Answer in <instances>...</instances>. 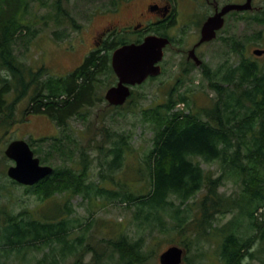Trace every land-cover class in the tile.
<instances>
[{"label": "trees", "instance_id": "16d2710c", "mask_svg": "<svg viewBox=\"0 0 264 264\" xmlns=\"http://www.w3.org/2000/svg\"><path fill=\"white\" fill-rule=\"evenodd\" d=\"M33 1L0 0V74L5 73L0 75V129L9 133L28 116L48 117L59 134L27 142L41 164L57 162L33 185L10 179L35 197L34 206L14 211L1 201L0 191V264H150L145 235L151 230L177 236L179 246L200 250L201 255L204 243L214 241L219 264H244L249 257L264 264V63L259 57H247L242 41L235 39L236 62L216 70L202 64L214 92L208 106L197 107L178 87L152 107L139 109L134 92L124 105H110H128L152 131L151 147L137 170L148 184L132 188L115 177L133 153L132 131L105 125L103 140L91 137L84 142L71 125L72 119L88 121L91 109L105 100L99 90L116 83L111 57L125 40H107L65 75L51 74L46 65L33 67L16 52L22 35L36 33L29 20ZM53 8L57 38L66 36L68 19L73 28H81L62 0ZM230 13L262 25L251 40H264V6L255 14ZM26 96L24 118L18 119V104ZM95 161L102 168L98 180L91 174ZM230 180L237 188L233 194L223 190ZM109 181L114 186L107 185ZM78 196L93 203L100 199L126 205L133 210L137 235L123 230L122 220L117 223L121 230L103 226V235L94 234L95 224L100 228L108 221L85 222L76 215L73 199ZM184 263L207 264L189 255Z\"/></svg>", "mask_w": 264, "mask_h": 264}, {"label": "rangeland", "instance_id": "374dc122", "mask_svg": "<svg viewBox=\"0 0 264 264\" xmlns=\"http://www.w3.org/2000/svg\"><path fill=\"white\" fill-rule=\"evenodd\" d=\"M55 1L34 0L32 2L29 20L34 22L32 30L36 31V33L31 36L32 33L28 37L22 35L16 44V52L20 59L33 67L38 68L41 65H46L51 74L65 75L80 65L92 50L101 47L106 39H110L108 37L104 41H99L96 35L109 22L122 19L123 10L118 5L122 0H62L63 6L68 9V12L81 25V28H73L71 20H66L65 23L67 24L64 26L66 36L62 35L60 39L53 34V30L57 27L53 15L55 12L53 8ZM240 2L244 3L246 0L181 1L178 16L179 21L169 31L174 43L172 47L170 46L166 49L165 57L161 62L163 68L161 74L155 76L154 79H147L133 89L135 98L139 99L140 102L139 109L152 107L164 102L169 92L177 89V87L180 92H185L192 96L197 107L210 105V96L214 95V92L209 88L208 80L202 71V64L206 63L210 68L216 70L220 66L225 68L229 63L236 62L239 56L232 48L235 39L242 41L244 54L247 57H257L254 55L253 50L264 48V40L254 43L255 41L251 40V35L255 30L263 26L251 20L243 19L240 15H233L231 13L227 15L225 25L219 31L217 38L197 48V54L199 59L202 60V64L197 65L195 62L187 60L188 51L201 37V28L204 21L214 12V5L222 7L227 3L238 4ZM263 6L264 0H253L251 12L253 14L259 12ZM42 16L47 17L46 19H41ZM117 35L119 40H135L133 37L126 36L122 32H118ZM258 59H260L261 63H264V56ZM1 74L5 73L1 72ZM115 80L117 82V76ZM107 89L99 90V93L104 98ZM11 96L13 95L10 94L9 97ZM28 102L29 97L26 96L18 104V119L24 118V116L21 117V114L22 110L28 105ZM26 120L28 121L13 125L9 133H6V130L3 133L2 128L0 129V191L3 194L1 201L8 204L14 211H19L26 206L32 207L37 201H35L34 196H29L25 193L23 186L11 184V178L8 176L7 170L10 166L14 165V161L5 155V149L11 141L17 139L29 141L33 138L38 139L59 134V128L56 124L44 115L28 116ZM71 125L79 132L84 142L91 137H94L95 141L103 140L101 127L105 125H110L120 132L125 131L126 133H130L132 131L133 153L126 158L124 168L117 172L115 177L117 181L125 182L132 188L135 184L140 186L141 184H148V180L145 181V177H141L140 171L138 172L137 170L142 165L144 154L151 147L152 131L150 126L144 125L141 122L139 114L133 113L128 108V105L124 109H114L105 98V100L91 109L88 121L82 122L80 119H72ZM88 126L92 130H88ZM54 160L57 162V159ZM54 162L51 166L55 165ZM204 167L216 168V164H204ZM101 169L98 161H95L91 167L93 179H99ZM107 185L114 186L110 181L107 182ZM223 190L229 194L237 192V188L231 180L227 182ZM95 202L83 200L80 196L73 199V203L77 209L76 215L85 220V222L91 218L99 221H108L107 224L100 225V228H98V224H95L92 227L94 234L103 235V226H110L112 228V225H116L118 227L117 223L122 220V229L124 230L125 228L131 235H137L135 233L136 225L133 219V210L117 202L106 203L100 199ZM230 217L231 215H228L223 220L227 221ZM104 229L108 230V227H104ZM119 230L121 229L119 228ZM113 233L115 232L113 231ZM145 240L148 244L147 251L151 254L150 264H160L159 256L162 251L171 245H179L177 236H172L170 233H160L156 230H151V233L146 234ZM216 244L214 241L204 243V255L199 254L200 250L195 248H191V250L185 248L186 255L194 258L196 262L199 261L207 264L217 262L219 264ZM257 246L255 249H257ZM258 256H262V253H259ZM244 264L263 263L257 257H249L244 260Z\"/></svg>", "mask_w": 264, "mask_h": 264}, {"label": "water", "instance_id": "95a60500", "mask_svg": "<svg viewBox=\"0 0 264 264\" xmlns=\"http://www.w3.org/2000/svg\"><path fill=\"white\" fill-rule=\"evenodd\" d=\"M251 9L253 0H246L242 4H227L209 16L202 25L199 41L189 51V58L201 65L202 60L196 54V47L217 38L229 12ZM169 44L170 38L151 34L141 43L124 44L116 48L112 53L111 64L118 83L107 89L105 98L108 103L112 106L124 105L132 94V86L142 84L149 75H160V62L164 59V49ZM253 53L256 56L264 55V48L254 49ZM5 155L14 161V165L7 170L8 176L22 185H33L53 170L52 166L41 164L40 158L35 155L25 139L11 141L5 149ZM185 256L184 247L171 245L162 251L159 261L160 264H183Z\"/></svg>", "mask_w": 264, "mask_h": 264}, {"label": "flooded vegetation", "instance_id": "af4514ba", "mask_svg": "<svg viewBox=\"0 0 264 264\" xmlns=\"http://www.w3.org/2000/svg\"><path fill=\"white\" fill-rule=\"evenodd\" d=\"M181 1L182 0H126V1L122 0V2L118 4L120 5V7H122L123 10L122 19L119 21L109 22V24H107L105 28H102V30H100L97 33L96 37L98 38L99 41H104L108 37H110L111 40L114 36L118 37L117 35L118 32H122L123 34H126V36H130L135 39L133 41H125L126 42L125 44H130V43H141L144 41L146 36L154 34V35L170 38L171 44L167 45L164 49V51L166 52V49L170 46L172 47L174 43L172 41L171 35L169 34V31L179 21L178 16L180 13L179 8L181 5ZM239 4L242 3L240 2ZM224 6L220 7L215 4L213 14L216 13V11L221 10ZM247 11H251V10H247ZM228 14L231 13L229 12ZM227 15L225 16V22ZM107 40L109 39H106V41ZM198 47H196V54ZM189 51L187 55V60L194 63L195 61L192 58L191 59L189 58ZM262 56L264 55L258 57H262ZM154 78L155 76L149 75L147 79H154ZM117 83H118V78L116 84ZM138 85L140 84H136L131 87L132 93L134 92L133 90L134 87Z\"/></svg>", "mask_w": 264, "mask_h": 264}, {"label": "crops", "instance_id": "0c3cea01", "mask_svg": "<svg viewBox=\"0 0 264 264\" xmlns=\"http://www.w3.org/2000/svg\"><path fill=\"white\" fill-rule=\"evenodd\" d=\"M56 131H58V130H56Z\"/></svg>", "mask_w": 264, "mask_h": 264}]
</instances>
